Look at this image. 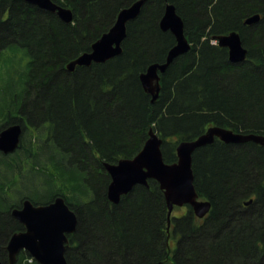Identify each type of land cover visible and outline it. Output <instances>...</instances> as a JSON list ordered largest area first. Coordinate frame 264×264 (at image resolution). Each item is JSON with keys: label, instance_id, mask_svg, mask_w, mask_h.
Here are the masks:
<instances>
[{"label": "trees", "instance_id": "trees-1", "mask_svg": "<svg viewBox=\"0 0 264 264\" xmlns=\"http://www.w3.org/2000/svg\"><path fill=\"white\" fill-rule=\"evenodd\" d=\"M52 1L73 11V23L0 0V132L17 124L23 130L16 152L0 154L1 262L9 264L8 242L23 229L12 210L61 196L78 218L69 264H264V146L216 140L196 150L195 187L212 209L204 221L190 209L169 232L160 185L149 180V188L137 185L113 204L105 168L139 154L151 129L169 164L178 161L180 142L211 126L264 135V1L149 0L128 24L120 56L74 72L67 65L137 0ZM167 3L183 17L193 48L161 74L152 103L140 77L175 45L160 28ZM255 14L261 22L245 26ZM231 31L249 51L243 63L211 44L213 35ZM30 258L22 252L17 264H38Z\"/></svg>", "mask_w": 264, "mask_h": 264}, {"label": "water", "instance_id": "water-1", "mask_svg": "<svg viewBox=\"0 0 264 264\" xmlns=\"http://www.w3.org/2000/svg\"><path fill=\"white\" fill-rule=\"evenodd\" d=\"M24 1L39 9L54 13L66 24L74 21L70 8L54 3L52 0H16ZM149 0H137L129 7L123 8L117 15L113 27L96 41L90 52L81 54L67 65L69 72L77 67H88L93 63L104 64L120 56L122 44L127 38L128 24L137 19ZM261 15L249 16L245 25L254 26L261 22ZM162 31H170L176 39V45L169 51L165 63L151 64L140 77L144 90L152 96L155 103L161 91V77L173 61L189 52L192 47L185 35V24L177 14L176 7L169 4L160 21ZM221 48L229 50L232 63L247 60L248 49L243 45L241 35L234 31L228 35L215 37ZM23 134L21 125H12L0 132V154L9 155L19 148ZM218 139L225 144L254 143L264 146V135L236 133L231 129L211 126L203 135L195 140L182 141L177 145L178 161L166 163L162 152L163 139L151 129L149 138L143 149L132 159H123L117 164H105L111 177L108 187V199L119 204L122 197L128 195L135 186L149 188V180H155L164 191L168 206V225L176 206L190 205L197 217L204 218L212 209L211 202L200 201L195 187L193 155L196 150L214 144ZM253 199L245 202V206L253 203ZM12 216L25 228L24 232L15 233L9 240L7 252L9 263L15 264L21 251H26L38 264H68L66 250L69 235L77 230L78 218L70 209L65 199L57 197L47 205H35L26 200L21 208L12 210ZM0 264H3L0 260Z\"/></svg>", "mask_w": 264, "mask_h": 264}, {"label": "flooded vegetation", "instance_id": "flooded-vegetation-1", "mask_svg": "<svg viewBox=\"0 0 264 264\" xmlns=\"http://www.w3.org/2000/svg\"><path fill=\"white\" fill-rule=\"evenodd\" d=\"M262 1H264V0H262ZM171 5V3H167L166 4V6H165V10H166V7H167V5ZM175 6V5H174ZM177 10V9H176ZM164 14H165V11H164ZM163 14V15H164ZM177 14L183 19V17L177 12ZM163 17V16H162ZM248 17H245V19H244V25H245V21H246V19H247ZM116 19H117V17H116ZM162 19V18H161ZM161 19H160V21H161ZM183 21H184V19H183ZM184 24H185V21H184ZM245 26H247V25H245ZM128 27V26H127ZM167 32H169V33H171L170 31H167ZM231 32H234V31H231ZM231 32H229L228 34H230ZM238 32V31H237ZM172 34V33H171ZM188 33H186V29H185V35H186V37H187V39L189 40V42H190V44H191V47L193 48V43H192V40L190 39L191 37L190 36H188L187 35ZM228 34H224V35H228ZM173 35V34H172ZM218 36H221V35H213L212 37H211V44L212 45H215V46H219L218 45V42H217V40H215V37H218ZM175 38V37H174ZM193 39V38H192ZM175 45H176V39H175ZM174 45V46H175ZM173 46V47H174ZM172 47V48H173ZM220 47V46H219ZM171 48V49H172ZM170 49V50H171ZM224 49H226L227 50V52H228V55H229V50L227 49V48H224ZM191 51V50H190ZM169 53V52H168ZM188 53V52H187ZM186 53V54H187ZM185 55V54H184ZM248 58V57H247ZM167 59V58H166ZM230 60V59H229ZM246 61V60H245ZM166 62V61H165ZM165 62H163V63H165ZM243 63V62H242ZM155 64V63H154ZM163 74H165V73H163ZM160 77H161V74H160ZM161 82V81H160ZM161 84V83H160ZM216 140H218V139H216ZM215 140V141H216ZM220 141V140H219ZM57 198V197H56ZM55 198V199H56ZM199 200L200 201H208V200H204V199H201L200 197H199ZM52 202H54V200L52 201ZM52 202H50V203H52ZM50 203H47V204H50ZM47 204H43V205H47ZM176 208H181L182 210H185V212H184V214H182V215H180V216H178V215H176V216H174V213H175V209ZM190 209H192V211H193V215H194V217L198 220V221H204L205 220V218L210 214V213H208L204 218H199V217H197V215L195 214V212H194V210H193V208L190 206V205H184V206H182V207H179V206H176L175 208H174V210H173V213H172V215H171V224H170V226L168 225L167 226V231L169 232L170 230L171 231H174V228H175V223H176V219H181V218H183V217H185L188 213H189V211H190ZM168 215V214H167ZM167 221H168V218H167ZM168 223V222H167ZM23 226V225H22ZM25 231V228H24V226H23V229L21 230V231H19L18 233H20V232H24ZM173 232H171V235H169L170 236V238H172L173 237V235L174 234H172ZM72 235H74V234H72ZM70 236L71 235H69V244H68V246H67V248L69 247V245H70ZM22 252H25V253H27L26 251H21L20 253H22ZM19 253V254H20ZM66 259H67V257H66ZM67 263L69 264V261H68V259H67ZM10 264V263H9Z\"/></svg>", "mask_w": 264, "mask_h": 264}, {"label": "rangeland", "instance_id": "rangeland-1", "mask_svg": "<svg viewBox=\"0 0 264 264\" xmlns=\"http://www.w3.org/2000/svg\"><path fill=\"white\" fill-rule=\"evenodd\" d=\"M129 7V6H128ZM260 7V6H259ZM20 69V68H19ZM19 69H18V71H19ZM175 213H174V216H176V215H178V216H180V215H182V214H184V212H185V210H182L181 208H176L175 210ZM170 245H171V248L172 249H174L175 247H176V241H175V239L172 237V238H170ZM21 254V253H20ZM20 254L17 256V261H16V263L15 264H17L18 263V259H19V257H20ZM29 261V263H32L30 260H28Z\"/></svg>", "mask_w": 264, "mask_h": 264}]
</instances>
